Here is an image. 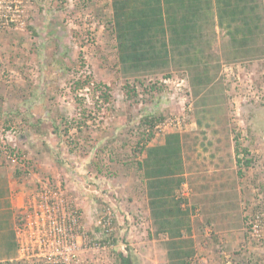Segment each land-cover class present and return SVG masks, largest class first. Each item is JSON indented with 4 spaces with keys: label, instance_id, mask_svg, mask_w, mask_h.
Segmentation results:
<instances>
[{
    "label": "rangeland",
    "instance_id": "obj_1",
    "mask_svg": "<svg viewBox=\"0 0 264 264\" xmlns=\"http://www.w3.org/2000/svg\"><path fill=\"white\" fill-rule=\"evenodd\" d=\"M11 1L0 264H264V0L250 52L209 26L190 67L152 73L122 69L111 0ZM170 134L180 148L160 154L168 179L153 199L148 149L176 146ZM211 197L235 211L214 216Z\"/></svg>",
    "mask_w": 264,
    "mask_h": 264
},
{
    "label": "trees",
    "instance_id": "obj_2",
    "mask_svg": "<svg viewBox=\"0 0 264 264\" xmlns=\"http://www.w3.org/2000/svg\"><path fill=\"white\" fill-rule=\"evenodd\" d=\"M13 3L15 0L10 2ZM260 3L261 0H111L112 31L121 67L127 72L146 73L168 70L172 65L181 67L183 62L190 67L193 60L186 57L203 52L202 46L209 45L208 40H201L204 31L215 25L229 28V37L241 45L239 52H250L248 43L261 27ZM103 94L107 99V93ZM170 137L176 146L166 141L165 145L148 149L149 155H158L153 159L157 161L154 175L167 172L166 158L160 154L180 148L179 135Z\"/></svg>",
    "mask_w": 264,
    "mask_h": 264
},
{
    "label": "crops",
    "instance_id": "obj_3",
    "mask_svg": "<svg viewBox=\"0 0 264 264\" xmlns=\"http://www.w3.org/2000/svg\"><path fill=\"white\" fill-rule=\"evenodd\" d=\"M167 179H168L167 172H164L161 175H154V173L149 175L148 178H146L148 197H150V195H153V196L157 197V198H153V199H160L159 197L163 194L162 193L163 188L161 189V187H162V185L165 186L164 184L166 183ZM217 193L218 192H216V194ZM210 200H214V201H212V203L215 206H214V208L210 209V213H213L214 216L218 215L219 206H222L223 203H225V206H226V210H225L226 214H228L230 211H232V212L235 211V207H236V203H237V202H235V200L232 202H230V200L217 201V200L213 199L212 197ZM147 202H148V204H150L149 200H147ZM240 213H241V207L238 210V214H240Z\"/></svg>",
    "mask_w": 264,
    "mask_h": 264
}]
</instances>
